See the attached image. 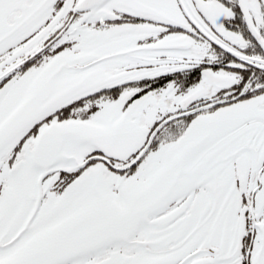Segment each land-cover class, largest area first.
Here are the masks:
<instances>
[{"label":"snow or ice","instance_id":"1","mask_svg":"<svg viewBox=\"0 0 264 264\" xmlns=\"http://www.w3.org/2000/svg\"><path fill=\"white\" fill-rule=\"evenodd\" d=\"M0 264H264V0H0Z\"/></svg>","mask_w":264,"mask_h":264}]
</instances>
